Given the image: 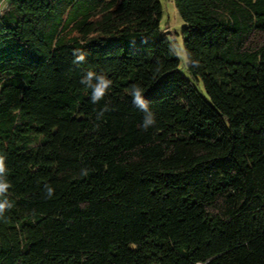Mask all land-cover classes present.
<instances>
[{
	"label": "trees",
	"instance_id": "16d2710c",
	"mask_svg": "<svg viewBox=\"0 0 264 264\" xmlns=\"http://www.w3.org/2000/svg\"><path fill=\"white\" fill-rule=\"evenodd\" d=\"M173 3L187 75L159 0L1 6L0 264H264V0ZM90 69L113 80L99 104Z\"/></svg>",
	"mask_w": 264,
	"mask_h": 264
},
{
	"label": "clouds",
	"instance_id": "9594fccd",
	"mask_svg": "<svg viewBox=\"0 0 264 264\" xmlns=\"http://www.w3.org/2000/svg\"><path fill=\"white\" fill-rule=\"evenodd\" d=\"M72 56V63L79 66L87 61L88 52L84 48H74ZM188 63L192 67L198 66V61L192 60L190 56L188 57ZM79 83L90 90V101L92 104H99L104 100L113 86V80L109 78L106 73L91 69L81 77ZM145 91L146 90L138 83L131 84L129 88L125 90V94L131 97L134 107L143 113V119L139 125L143 131H147L150 127H154L157 122L155 113L150 108V102L145 98ZM111 110L110 104L106 102L97 112L96 118L98 120L103 118L104 114ZM6 159V154L0 153V219L5 218L6 213L14 207V202L9 198V190L12 188V184L8 180L9 169ZM87 174V169H82L81 175L86 176ZM54 192L55 190L51 185H44L45 198L51 199Z\"/></svg>",
	"mask_w": 264,
	"mask_h": 264
},
{
	"label": "rangeland",
	"instance_id": "374dc122",
	"mask_svg": "<svg viewBox=\"0 0 264 264\" xmlns=\"http://www.w3.org/2000/svg\"><path fill=\"white\" fill-rule=\"evenodd\" d=\"M10 0H0V8L1 6H5ZM162 8V17L160 24L162 27L167 26V31H169L171 34H169V37L171 38V41L174 46V51L179 59V69L184 74L187 75L186 68H185V62H186V56L185 51L183 47V26L184 22L180 18L173 0H159ZM198 88L200 91H202V85L201 83L198 84Z\"/></svg>",
	"mask_w": 264,
	"mask_h": 264
}]
</instances>
